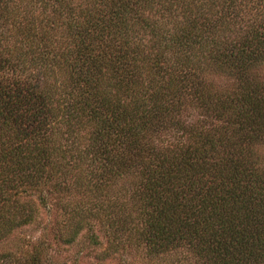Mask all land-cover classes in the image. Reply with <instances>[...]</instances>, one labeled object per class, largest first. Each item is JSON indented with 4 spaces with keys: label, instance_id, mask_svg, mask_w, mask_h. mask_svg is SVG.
Returning a JSON list of instances; mask_svg holds the SVG:
<instances>
[{
    "label": "trees",
    "instance_id": "1",
    "mask_svg": "<svg viewBox=\"0 0 264 264\" xmlns=\"http://www.w3.org/2000/svg\"><path fill=\"white\" fill-rule=\"evenodd\" d=\"M35 194L106 255L264 264V0H0V243Z\"/></svg>",
    "mask_w": 264,
    "mask_h": 264
},
{
    "label": "rangeland",
    "instance_id": "2",
    "mask_svg": "<svg viewBox=\"0 0 264 264\" xmlns=\"http://www.w3.org/2000/svg\"><path fill=\"white\" fill-rule=\"evenodd\" d=\"M37 197L33 195L36 200L33 218L0 243V252H12L18 264H25L30 254H36L43 264H151L146 262L143 250L129 247L117 246L106 255L107 236L102 232L96 235L88 224L76 239L58 240L49 230V211ZM0 264L10 263L1 260Z\"/></svg>",
    "mask_w": 264,
    "mask_h": 264
}]
</instances>
